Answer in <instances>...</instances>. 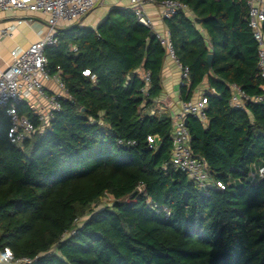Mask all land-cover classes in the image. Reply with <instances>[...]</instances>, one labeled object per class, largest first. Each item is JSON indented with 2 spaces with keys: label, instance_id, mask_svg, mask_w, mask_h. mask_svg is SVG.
<instances>
[{
  "label": "trees",
  "instance_id": "trees-1",
  "mask_svg": "<svg viewBox=\"0 0 264 264\" xmlns=\"http://www.w3.org/2000/svg\"><path fill=\"white\" fill-rule=\"evenodd\" d=\"M154 1L186 7L163 23L188 68L180 99L206 82V122L187 117L190 149L223 189L169 165L172 119L145 112L166 50L129 5L114 7L44 50L66 97L43 131L10 144L0 112V251L32 264H264V178L251 177L264 165V78L247 0ZM233 86L262 101L232 107ZM18 113L38 129L30 108Z\"/></svg>",
  "mask_w": 264,
  "mask_h": 264
},
{
  "label": "built area",
  "instance_id": "built-area-1",
  "mask_svg": "<svg viewBox=\"0 0 264 264\" xmlns=\"http://www.w3.org/2000/svg\"><path fill=\"white\" fill-rule=\"evenodd\" d=\"M104 0H0V12L27 11L31 13H42L46 15L47 35L37 42L29 45L25 50L14 49L11 51L10 65L0 72V112H3L8 121L9 128L7 138L10 144L20 146L30 139L37 128L24 116L19 115L18 106L29 100L34 95L45 97L51 108L45 113H39L37 119L43 125H47L54 111L59 109L57 97L45 96L43 84L54 79L59 87L64 90L62 83L55 76H50L47 72V60L44 50L56 43V36L61 30V23L68 22L78 25L81 19L92 9ZM128 5L134 11L137 19L144 26L151 30L152 23L144 12L147 5L157 6L162 9V19L169 18L177 10H186V7L175 1H163L157 4L154 0H127ZM248 5V26L252 31L254 40L258 44V68L261 77L264 78V34L261 26L264 23V3L259 0H247ZM20 23V22H19ZM13 27L0 28V40L11 35ZM155 33L156 39L165 48L166 54L171 58L180 73V85L188 80V68L183 66L174 56L173 48L166 31L163 34ZM84 76H90L94 80L95 76L89 71L83 72ZM149 73L143 75L145 87L141 90L146 94L149 83ZM231 106L239 107L241 100L260 103L262 97H247L237 87L233 86ZM264 91V87H262ZM67 98H69L67 96ZM206 99L202 95L197 100H189L181 103L180 114L172 118L171 140L173 149L169 160V165L187 175L200 189L204 190L210 186L223 189L219 182L210 179L206 163L203 159L193 156L190 149V136L184 120L188 116H193L201 122H206ZM147 141L152 144L153 138L148 137ZM252 178H264V165L257 168L252 174ZM82 219L77 220L79 225ZM76 233L73 231L71 234ZM37 258H15L9 248L0 251V264H32Z\"/></svg>",
  "mask_w": 264,
  "mask_h": 264
},
{
  "label": "crops",
  "instance_id": "crops-1",
  "mask_svg": "<svg viewBox=\"0 0 264 264\" xmlns=\"http://www.w3.org/2000/svg\"><path fill=\"white\" fill-rule=\"evenodd\" d=\"M259 1L264 3V0ZM114 7L126 8L128 7V2L127 0H104L84 16L78 25L80 27L94 29L106 16L107 12ZM94 12L97 13L95 17L92 16ZM144 12L152 23L153 32L163 34L167 31L163 23L161 16L162 9L160 7L147 5L144 8ZM46 21L47 17L42 13H31L27 11L0 12V28L13 27L11 35L0 40V72L10 65V53L12 50L17 48L25 50L29 45L47 35ZM179 83L180 73L171 58L166 56L161 70V95L145 112L149 114L157 113L159 115L167 114L171 119L178 116L180 114L181 103L183 102L179 97ZM43 88L45 96H55L57 98L66 97L65 90L61 89L54 79L46 81L43 84ZM206 90L207 85L205 82L194 91L191 99L197 100ZM21 105L22 107L30 108L35 116L39 113H45L51 108L47 99L39 95L32 96ZM44 126L40 122L37 131H43Z\"/></svg>",
  "mask_w": 264,
  "mask_h": 264
},
{
  "label": "rangeland",
  "instance_id": "rangeland-1",
  "mask_svg": "<svg viewBox=\"0 0 264 264\" xmlns=\"http://www.w3.org/2000/svg\"><path fill=\"white\" fill-rule=\"evenodd\" d=\"M96 12H94L93 14H92V16H96ZM43 21V20H42ZM44 22H45V20H44ZM73 24L72 23H68V22H62L61 23V27H63V28H65V27H69V26H72ZM108 203H110V199L109 198H104L103 199V201H102V205H105V204H108Z\"/></svg>",
  "mask_w": 264,
  "mask_h": 264
},
{
  "label": "water",
  "instance_id": "water-1",
  "mask_svg": "<svg viewBox=\"0 0 264 264\" xmlns=\"http://www.w3.org/2000/svg\"><path fill=\"white\" fill-rule=\"evenodd\" d=\"M152 34H153V32H152ZM154 35V34H153ZM211 59H212V55L211 54H209L208 56H207V65H208V67H210L211 66ZM187 123H188V119H185L184 120V124L187 126Z\"/></svg>",
  "mask_w": 264,
  "mask_h": 264
}]
</instances>
